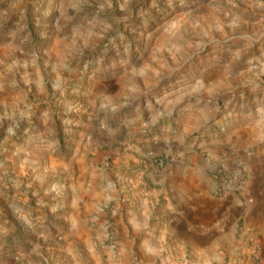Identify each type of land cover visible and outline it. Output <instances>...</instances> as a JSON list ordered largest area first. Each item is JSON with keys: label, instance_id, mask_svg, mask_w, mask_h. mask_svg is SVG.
Masks as SVG:
<instances>
[{"label": "rangeland", "instance_id": "obj_1", "mask_svg": "<svg viewBox=\"0 0 264 264\" xmlns=\"http://www.w3.org/2000/svg\"><path fill=\"white\" fill-rule=\"evenodd\" d=\"M173 167L219 239L170 226ZM140 179L163 193L128 234ZM144 240L264 264V0H0V264H152Z\"/></svg>", "mask_w": 264, "mask_h": 264}, {"label": "crops", "instance_id": "obj_2", "mask_svg": "<svg viewBox=\"0 0 264 264\" xmlns=\"http://www.w3.org/2000/svg\"><path fill=\"white\" fill-rule=\"evenodd\" d=\"M80 167L82 169L84 168L83 164H80ZM192 174H189L187 168H169L165 172L160 171L157 176H160V185L166 186L165 188V196L172 193L171 196L166 197V204H165V210L164 215L168 216V220L170 221V226L175 229V232H177L178 236L180 238H184L185 240H191V241H198L201 244L204 243V238H218L219 239V233H223L226 231V218H224V213H222L226 206L221 205V213L218 214L219 216L215 217L213 222H218L217 229L213 231V234L211 233V229L208 231L209 234L206 236L204 235V198L203 199H196L194 200L193 197L190 195H187V192L192 190L193 187V180H192ZM191 176V177H190ZM202 176L199 179V182L201 185H204V173L202 172ZM138 184L141 182V185L139 186V189L137 191V195L140 198V201L138 203L137 212H133L129 207L126 210L125 217L122 218V225L123 229L126 230L128 234H133L142 231L141 229V223L139 221V216L146 217L148 215V212H150V207H153L154 204L158 203L160 195L163 193L162 187L161 189H154V196L152 198H149L145 196V189L143 186H146L145 183L140 179L137 181H133V185L136 183ZM139 185V184H138ZM137 185V187H138ZM169 188V189H168ZM140 190V191H139ZM95 193V190L92 189V187H89L86 193L82 197V206L81 207H88L92 204L93 195ZM162 196V195H161ZM163 198V197H162ZM202 225H198V224ZM211 224V223H210ZM145 230V229H144ZM154 235V234H152ZM151 235V236H152ZM204 246V244H203ZM139 255H145L152 254L150 257L148 255L147 258H149L148 263L157 264L158 259L156 258V250L155 247L150 246L146 240H144L139 245ZM175 259V258H174ZM173 259V260H174ZM141 263H144L143 260L140 258ZM160 261L164 262V260L160 257ZM173 264H176V261H172ZM101 264V263H96ZM105 264V263H104ZM106 264H117L110 260L106 262ZM138 264V263H137Z\"/></svg>", "mask_w": 264, "mask_h": 264}, {"label": "built area", "instance_id": "obj_3", "mask_svg": "<svg viewBox=\"0 0 264 264\" xmlns=\"http://www.w3.org/2000/svg\"><path fill=\"white\" fill-rule=\"evenodd\" d=\"M223 189V188H222Z\"/></svg>", "mask_w": 264, "mask_h": 264}]
</instances>
